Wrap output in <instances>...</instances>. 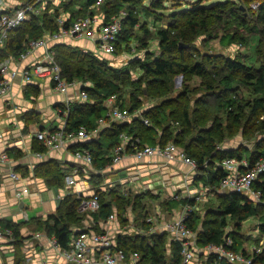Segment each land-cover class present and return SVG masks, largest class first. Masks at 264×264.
Instances as JSON below:
<instances>
[{
    "label": "trees",
    "instance_id": "1",
    "mask_svg": "<svg viewBox=\"0 0 264 264\" xmlns=\"http://www.w3.org/2000/svg\"><path fill=\"white\" fill-rule=\"evenodd\" d=\"M244 1L251 3V0ZM72 2L74 3L75 0ZM95 2L96 0H86L85 10L73 12L67 22L71 23L74 18L81 15L94 14L95 12H91L89 7ZM258 3V9L253 15L255 22L251 28L249 23L252 12L245 16L241 4L237 6L231 0L219 2L214 7H205L198 3L190 10L174 13L173 26L178 25L176 21H179L180 16L186 15V12H190L195 17L183 20L186 24L178 25L176 31L164 28L157 31L159 54L152 60H141L137 57V59L134 58L135 61H132L142 71L137 78L131 69L114 67L94 53L83 52L65 43L55 44L53 52L63 76L69 81L81 80L92 84L83 89L88 95V100L69 109L67 119L69 130H75L81 126L95 130L96 121L103 117L105 101L110 96H117L119 99L117 103L121 107L128 108L131 113L141 111L140 116L132 117L131 123L111 124L97 137L75 145L73 148L81 147L91 150L95 165L104 167L111 162L104 156L120 142V134L126 133L134 138L139 137L144 144L150 145L156 143V140L152 138L158 135L156 131L159 130L161 131L159 145L164 146L173 142L179 148H184L188 156L197 161L196 184L201 182L208 189L216 188L224 177L222 161L226 158L241 159L244 149L223 150L217 146L224 138L225 129L232 130V127L224 128L214 109L215 105L208 99L200 97L192 101L194 102L192 104L190 82L194 78L201 79L206 89L212 91L213 94H209L211 97H214L218 90L226 93L228 97L218 106L226 109L230 115L236 112L234 120L239 123L244 117L245 106L237 103V96L242 87L250 89L249 92L256 98L248 103V106H251L249 117L255 124L259 123L261 129H264V0ZM109 4L110 1L105 0L101 7L106 20H110L122 10L128 13L123 22V34L117 45V54L121 45L130 43V31L137 26L140 16L137 11V1L129 5L130 9L127 6L124 7L123 3L114 4L112 10L105 9ZM156 4L154 2L153 6L156 7ZM212 10L221 11L222 14L215 16L221 22L231 18L238 21L243 28L254 30L250 39L242 36L237 39L239 34L234 31H227L220 37L221 41H225L228 46L249 45L251 55L245 61L231 58L221 52H200L195 40L201 31H210ZM144 11L150 14V8L146 6ZM58 16V11L49 12L47 9L41 16L33 17L29 22L14 29L5 47L0 50V61L9 56H18L26 50L30 40L38 39L48 31L57 30ZM146 31L149 34V31ZM253 40H257L255 49L251 47ZM181 44L187 47H182ZM143 46L147 47V42H143ZM127 48H129L128 45ZM259 58L262 62L255 66ZM247 61L254 64L250 65ZM177 75H183V91L175 98H167L174 92L173 81ZM128 85L133 88V91L125 97L123 89ZM144 96L156 101L162 99V101L147 108L144 106ZM145 119L149 121V125L145 124ZM34 146L40 152L46 150L40 143ZM261 158H264V141L249 157L251 164ZM37 173L45 177L50 186L62 188L65 184L66 173L55 160L38 165ZM255 187L262 190L264 198V175L258 179ZM94 190V193L100 196L101 204L100 209L92 214L94 220H106L110 214L114 213L123 227L133 218L140 219L142 226L148 228L146 219L149 213L143 198L147 195L155 198L154 195L144 192L136 193L134 197H131L129 195L131 189H129L127 191L129 196H126L120 186L103 189L97 185ZM218 197V209L210 211L207 218H200L195 213L189 218V227L198 234V244L200 246L224 245L227 238H232L234 243L231 248L234 252L242 253L248 259L252 257L253 264H264V249L261 254L253 256L251 252L246 256L241 240L235 235V230L238 231L242 223L262 213L264 204H257L248 196L236 192H225ZM80 202L78 195H67L60 202L55 214L49 215L46 220H36L35 225L38 227L36 229H44L48 235L55 237L61 248L68 249L74 236L84 227L85 217L78 212ZM187 203L193 205L194 201L190 198L180 201L171 200L168 202L167 210L171 211ZM127 212H130L129 218H127ZM259 219L263 235L264 213ZM231 220L235 221V226L233 230L228 231ZM21 225V223L0 219V228L13 230V241L10 243L15 248V264H22L25 259L22 247L26 237L21 234ZM198 229L201 231L198 232ZM116 242L118 249L123 250L127 257L134 253L140 256L137 264H183L181 246L178 242L172 241L165 232L141 235L123 231L117 234ZM201 254L205 256V260L197 257L193 264H200V262L201 264H236L227 258L220 259L216 254Z\"/></svg>",
    "mask_w": 264,
    "mask_h": 264
},
{
    "label": "built area",
    "instance_id": "2",
    "mask_svg": "<svg viewBox=\"0 0 264 264\" xmlns=\"http://www.w3.org/2000/svg\"><path fill=\"white\" fill-rule=\"evenodd\" d=\"M105 3V0H96L89 7L91 12L81 15L68 23L69 17L59 15L56 22L58 29L48 31L38 39H32L24 52L18 56H9L0 61V101L8 96L13 90L14 83L18 77L24 84H28L33 78L49 79L54 86V90L59 94H67L69 89L76 85V81H69L62 74V69L55 59L53 47L57 43L67 41L88 40L95 45V55L103 59L104 56H115L117 45L123 34V22L128 13L126 10L120 11L106 20L104 14L98 11ZM48 0H17L14 4L8 0H0V50L3 49L14 29L29 22L33 17H39L46 12ZM67 44V43H66ZM131 47L135 52V47ZM112 65V64H111ZM82 102L88 100L85 90L80 94ZM117 96L108 97L109 110L106 116L99 118L98 128L90 130L86 126H81L75 130L67 128V120L58 128L41 129L34 132L39 143L50 151L71 150L73 160L84 167H93L94 157L91 150L86 148H73L75 145L90 141L97 137L102 129L114 123H123L130 120L140 111L131 113L126 107H121L117 103ZM67 115L69 112H66ZM145 124L149 121L145 119ZM70 147H72L70 149ZM41 157L42 154L38 153ZM132 157L136 164L124 169L126 175L120 181H109L110 187L120 186L123 194H127L129 189H150L151 182H142L149 179V174H145L137 166L142 162L155 157L160 158L163 163H181L188 167V174L196 176L198 173L197 161L189 157L184 151L173 142L164 146H151L144 144L139 137H132L126 133L120 134V142L112 147L104 157L109 158L111 163L118 164L125 157ZM12 160L6 150L0 149V166L11 165ZM110 168V167H106ZM224 177L219 185L206 191L236 192L251 198L255 203L264 204L263 192L256 188L258 179L264 175V158L253 164L238 158H226L221 163ZM114 169V168H113ZM127 171V172H126ZM138 171V174H137ZM187 174V175H188ZM9 176L15 186V198L22 200L27 196L39 197V192L27 181L18 171L10 169ZM66 187L77 184L76 178L66 176ZM158 182H156V185ZM183 185L184 182L182 183ZM130 186V188H129ZM189 188V187H188ZM156 189V188H155ZM189 198L194 204H185L175 215L156 214L148 216L146 224L148 228L143 231L146 234L167 233L172 241L178 242L181 246L183 264H193L196 262L198 254H216L220 259L227 258L236 264H253V258H246L242 253H236L231 246L234 241L227 238L224 245L210 244L200 246L198 244V234L189 227V218L197 209V203L203 201V192L187 189ZM192 193V194H191ZM81 199L78 212L84 216V227L80 233L76 234L68 249H63L57 243L55 237L47 236V241L55 250L56 255L64 264H137L140 256L134 253L127 257L123 250L118 249L116 236L123 232L124 227H120L116 215L110 214L106 220H94L92 214L100 209V196L93 193L89 196L80 194ZM175 199H179L175 197ZM127 218L130 212H127ZM133 219V218H132ZM37 237H41L37 234ZM13 241V230L11 228H0V241ZM26 243V242H24ZM264 249V241L260 247L252 249V255L261 254ZM45 264V263H41ZM201 264V262H200Z\"/></svg>",
    "mask_w": 264,
    "mask_h": 264
},
{
    "label": "crops",
    "instance_id": "3",
    "mask_svg": "<svg viewBox=\"0 0 264 264\" xmlns=\"http://www.w3.org/2000/svg\"><path fill=\"white\" fill-rule=\"evenodd\" d=\"M8 1L14 4L17 0ZM72 1L48 0L47 9L49 12L58 11L59 15H66L68 17L73 12L85 10L86 0H75L74 3ZM70 2L72 3L69 4ZM101 7L98 12L103 15ZM66 43L74 48H79L83 52H95L94 43L88 40L67 41ZM75 81L76 85L70 88L67 94H59L54 90V86L49 79L35 77L30 83L24 84L21 78L18 77L11 93L0 101V149L6 150L12 160L11 165L0 166V219L22 224L21 234L26 237L24 239L26 243L22 247L25 256L22 264H64L47 241V236L51 238L54 236L48 235L44 229H36V220H46L49 215L55 214L60 202L67 195L76 194V191L89 196L94 193V188L97 185L103 189L109 188V181L117 180L116 175L121 176L119 178L121 181L126 174L124 169H128L137 162L128 156L123 158L118 164L113 165L110 162L104 167H99L95 165L94 160L93 167L87 168L73 160L71 150H45L44 152H40L35 149L34 145H39V141L35 138L34 132L41 129L51 130L60 127L68 119L69 114L67 115L66 112H69V109L73 106L82 103L80 94L84 87L92 86L90 82ZM108 110L107 98L103 116H106ZM140 115L141 111L140 114L134 115L133 118ZM98 120L95 124L96 128H98ZM131 120L132 118L123 123H131ZM108 126L110 125H107L104 129ZM104 129L101 131L103 132ZM160 132L159 130L156 131L158 135L152 138L156 140V143L150 144L151 146L159 145ZM179 149L186 153L184 148ZM223 150L240 149L231 146L223 148ZM243 151V157L240 160H245L251 164L249 157L253 151L249 150L251 151L249 154L246 153L247 150ZM38 153H41L42 156L39 157ZM49 160L57 161L66 173V176L76 178L77 184L66 187L65 182L62 188L50 186L48 180L37 173L38 165ZM137 167L143 173L149 174V176L168 173V168L177 167L174 170L179 169V172L173 170L171 175L175 180L182 179L184 176L183 172L188 174L187 166L176 162L165 164L158 157L142 162ZM10 169L18 171L27 181L31 182L36 190H38L40 196H27L22 200L16 199L15 186L9 176ZM189 177L194 180L196 178V176L188 174ZM142 182H147V180H143ZM186 184L185 186L191 190L190 186ZM200 184L201 182L198 185ZM54 191L58 193L55 194ZM43 196H48V200L43 199L42 201ZM177 200L174 199V201ZM40 204H42L40 212L30 217L29 211L37 208ZM167 211L164 214L168 215L170 213L171 215H175L179 210L174 208L171 211ZM37 234H40L41 237H37ZM263 241L264 234L262 235L260 244ZM15 261L14 246L5 240L0 241V264H15Z\"/></svg>",
    "mask_w": 264,
    "mask_h": 264
},
{
    "label": "rangeland",
    "instance_id": "4",
    "mask_svg": "<svg viewBox=\"0 0 264 264\" xmlns=\"http://www.w3.org/2000/svg\"><path fill=\"white\" fill-rule=\"evenodd\" d=\"M109 1L110 4L105 8L108 10H112L114 4L120 3H123L124 7L127 6L130 9L129 5L137 1L136 6L140 17L137 26L132 28L130 31V43H124L123 45H121V49L115 56H104L103 58V60L110 62L112 65H114V67L124 70L131 69V72H134L136 76L135 78H137L139 76V73L142 71L132 61H135L134 58L137 59V57L141 58V60H152L155 56L159 54L158 37L156 34L157 31L162 28L176 31L179 26L186 24L183 20L195 17L192 16L190 12H186V15L180 16L179 21H176L179 26H173L172 24L174 21L172 20V15L174 13H179L184 10H190L194 7V5L198 3H201V5L205 7H214V5L216 6L219 2H225L226 0H131L130 2H121L123 0ZM231 1L234 2L237 6L241 4V8L243 9V13L245 16H248V13L252 12L251 20L249 23V26L251 28L252 24H254L255 22L253 15L258 9V2L261 0H251L250 4L247 2L245 3L244 0ZM154 2L157 3L156 7L153 6ZM145 6L147 8H150L149 15L146 14V12L144 11ZM210 14L212 15L210 19V31H201L198 38L195 40V43H197L200 52H221L231 58H236L240 61H245L251 55V48L249 47V45L241 46L240 44H237L238 46H228L225 41H221L220 37L223 36L227 31H234L238 32L239 34L237 35V39H240L241 36L250 39L254 30L243 28V26H241L238 21H234L231 18L226 19L222 22L219 21L218 18L215 16L217 14H222L221 11L212 10ZM127 28H129V26H127ZM146 30L149 31V34ZM143 42H147V47L143 46ZM256 43L257 40H253V42L251 43V47L253 49H255ZM127 45L128 47L129 45L135 47V52L132 51L131 47L127 48ZM261 62L262 59L259 58V61L257 62V64H255V66H258ZM248 64L251 65L254 63L249 61ZM173 82L174 92L171 95H168L167 98H175L177 94L183 91V75L175 76ZM190 87L192 90L190 95L191 102L197 100L200 97L208 99L211 104L213 103L215 105L214 109L217 115L219 116V121L223 124L224 128L232 127V130L225 129L223 136L224 138L217 144L220 149H225L233 146L238 147L239 149L247 150L246 153L249 154L251 151L256 150L257 147L262 144V142L264 141V129H261L260 124H255V122L249 117L251 106H248V103L254 98H256L253 93L249 92L250 89L246 88L245 86L242 87V89L239 91V95L237 96V103H241L243 106H245L244 117L239 123L234 120V115L236 114V112L230 115L226 109H221L218 106L219 103H221L228 97L226 93L218 90L216 91L217 93H215L216 95H214V97L209 96V94H213L211 93L212 91H208L206 87L202 84L201 79L198 78H194L190 82ZM123 91L125 97H128V94L133 91V88L129 85L124 86ZM143 99L144 106L147 108L155 106V104H158L162 101V99H158L156 101L149 99L145 96L143 97ZM193 103L194 102H192V104ZM176 126L178 127L179 125ZM174 168L177 167L168 168V173H161L149 176V179H145L149 182L152 181L151 184H147L150 186V189H147L145 191L140 188L131 189V192L129 194L131 195V197H134L136 193L142 194L144 192H149L150 194L155 196L154 198L151 197V195H147L143 198V203L145 204L146 210L149 213L148 216H157L156 214L158 212L159 214L166 213L168 208V202L174 200L175 196H179V199L177 201L189 198L190 193L187 191V189L189 188L182 184L185 181L187 183L186 185L190 186L191 190H198L203 192L204 194L203 201H199L197 203V209L194 212L196 215L200 216V218H207L210 211H216L218 209V196L223 192L210 190L206 191V188L203 186L202 183L200 185L196 184L197 178H195V180L191 177L188 178L186 172H183L184 176L182 179L175 180L174 177L171 176ZM174 171L179 172V169H176ZM115 177L119 179L121 176L116 175ZM156 182H158L157 185ZM54 192L55 194L58 193L57 191ZM125 195L129 196L128 194ZM47 198L48 196H43L42 201L43 199L48 200ZM42 201L40 200V202ZM41 207L42 204H40V206H38L37 208L29 211V216L33 217L35 216V214L37 215L40 212ZM182 207V205L179 206L177 210H180ZM261 211L262 213L260 215L264 213V209H261ZM260 215L248 219L246 222L242 223L241 228L238 231L235 230V235L239 240H241L243 244V249L246 251V256L247 254L251 253L252 249L260 247V242L262 239L261 225L259 219ZM117 221L120 227L122 228L123 226L120 224L121 222L119 221V219ZM127 222L128 223L124 225V231L130 232V234L140 233L141 235H146V233L143 231L144 226H142V221H140V219H132L131 222ZM234 226L235 221L231 220L227 230H233ZM197 231L200 232L201 229H198ZM198 258L203 261L205 260V256L202 254H198Z\"/></svg>",
    "mask_w": 264,
    "mask_h": 264
},
{
    "label": "water",
    "instance_id": "5",
    "mask_svg": "<svg viewBox=\"0 0 264 264\" xmlns=\"http://www.w3.org/2000/svg\"><path fill=\"white\" fill-rule=\"evenodd\" d=\"M182 47H187V45L181 44Z\"/></svg>",
    "mask_w": 264,
    "mask_h": 264
}]
</instances>
